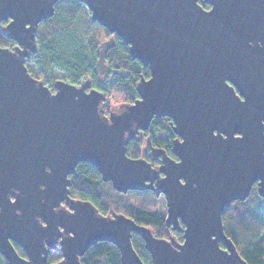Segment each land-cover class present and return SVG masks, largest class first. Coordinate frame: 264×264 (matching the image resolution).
I'll list each match as a JSON object with an SVG mask.
<instances>
[{
	"label": "water",
	"instance_id": "95a60500",
	"mask_svg": "<svg viewBox=\"0 0 264 264\" xmlns=\"http://www.w3.org/2000/svg\"><path fill=\"white\" fill-rule=\"evenodd\" d=\"M57 1L0 0V24L9 20L5 31L18 42L0 45V253L9 264H45L46 245L62 227L63 259L52 264H82L101 240L119 248L121 264H143L133 233L153 264H249L225 233L223 211L254 184L264 198V0H78L150 69L134 102L108 113L106 94L90 81L56 79L51 89L27 66L38 25ZM114 43L111 36L100 44L101 74ZM164 116L179 161L163 151L158 167L130 156L139 129ZM80 162L117 191L163 194L166 222L183 240L70 197Z\"/></svg>",
	"mask_w": 264,
	"mask_h": 264
},
{
	"label": "trees",
	"instance_id": "16d2710c",
	"mask_svg": "<svg viewBox=\"0 0 264 264\" xmlns=\"http://www.w3.org/2000/svg\"><path fill=\"white\" fill-rule=\"evenodd\" d=\"M89 13L81 1L58 0L54 14L39 23L37 50L27 61L40 68L41 76L38 77L43 80L50 77L53 70H58L71 83L90 81L106 94L104 109L108 113L121 104L134 102L138 97L137 82L141 77L148 78L150 69L131 56L129 45L122 38L93 21ZM111 36L115 37V43L106 54L108 70L101 74L98 66L100 44ZM10 42L11 39L0 31V45L10 46ZM111 74L114 78L108 84L100 82L102 77ZM171 125L169 117H154L149 127L142 130L145 134H139L130 141L128 154L143 156L150 161L144 151L162 143L169 145L167 152L170 153L171 138L175 133ZM70 180L72 198L90 201L104 215L122 213L137 224L150 227L158 237L168 236L170 228L166 216L155 211L159 196L152 190L117 191L110 181L102 179L97 167L88 162H80ZM223 223L225 233L242 257L249 264H264V198L259 195L256 184L245 200H235L224 209ZM132 243L143 264H153L142 236L133 233ZM59 254V257L55 255L53 258L62 257L61 252ZM0 264H9L1 253ZM82 264H121V253L114 243L101 240L86 250Z\"/></svg>",
	"mask_w": 264,
	"mask_h": 264
},
{
	"label": "flooded vegetation",
	"instance_id": "af4514ba",
	"mask_svg": "<svg viewBox=\"0 0 264 264\" xmlns=\"http://www.w3.org/2000/svg\"><path fill=\"white\" fill-rule=\"evenodd\" d=\"M206 5H208L206 8H210L209 4H206ZM8 21L9 20H4L0 24V31L4 32L7 36H8V33L5 31L4 27H5V25L7 24ZM10 39H11L12 42H10L11 44L8 47H10V48L16 47L18 45V42H16L12 38H10ZM28 59H30V58H28ZM49 83H50L51 89H54V84L52 83V81H50ZM139 134L144 135L145 132L142 131V129H139V131L137 132L136 136L139 135ZM176 137H177V135L175 133H173V137L171 138V143H170V148H169V152L170 153L167 152V149H168L169 145L168 144H163V143L158 145V146H152L149 149V151L148 150L144 151V153L148 156V158L150 159V162L152 163L153 166L158 167V166H160L162 164V155H163L162 151H163V153L165 152L170 158H172V159H174L176 161H179V157L172 151L173 140ZM132 140H134V139H132ZM69 178H70V176H69ZM69 194H70V192H69ZM161 195L164 198V195L163 194H161ZM70 197H71V195H70ZM11 198L15 199L14 196H12ZM75 199H77V198H75ZM165 203H166V200H165ZM60 207L63 208V209H66V210H71L70 209V205L68 204V202L66 200L61 201ZM180 224H181L182 227H184L183 223H180ZM168 227L170 228V232H169V234H168V236L166 238H170V237L184 238V235H183L184 233H183L182 229H175V228L172 227V225H168ZM63 235H65V232L63 231L62 227H59L56 230V233H55V235L53 237L54 239L51 240L53 245H50V244L47 243V245H46L47 246V262L45 264L56 263V262H59L60 260L63 259V255H62V251H61V244H60V241H61V238H62ZM179 240L182 241L183 239H179ZM13 243H14L16 249L18 250V252L20 253V255L27 258V254L24 251V249L22 248V246H20L16 242H13ZM59 252H61L62 257H60L59 259H54L53 257L55 255H56V258L59 257V255H60ZM49 258H51L52 260H49Z\"/></svg>",
	"mask_w": 264,
	"mask_h": 264
},
{
	"label": "rangeland",
	"instance_id": "374dc122",
	"mask_svg": "<svg viewBox=\"0 0 264 264\" xmlns=\"http://www.w3.org/2000/svg\"><path fill=\"white\" fill-rule=\"evenodd\" d=\"M85 8H86V10L88 12H90V10L87 8V6H85ZM89 14L91 16V12ZM27 65L30 66V69L34 73V75H37L39 77L41 76V74H39L40 68L34 62H30V61L28 62L27 61ZM63 77H64V73L63 72H60L58 70H53L51 72L50 77L48 76L47 78H45L44 81H46V83L50 86L49 82L52 79H53L52 83L54 84L56 79H64ZM113 78H114V75L111 74L108 77H102L100 79V82L103 83V84H108L111 80H113ZM91 87H94V86L90 83L89 88H91ZM117 108H119V106H117ZM156 204L157 205L155 207V211H157L159 213H162V215L166 216L167 215V206H166V203H165V199L162 196H159L158 199H157V203Z\"/></svg>",
	"mask_w": 264,
	"mask_h": 264
},
{
	"label": "snow or ice",
	"instance_id": "6c2138e0",
	"mask_svg": "<svg viewBox=\"0 0 264 264\" xmlns=\"http://www.w3.org/2000/svg\"><path fill=\"white\" fill-rule=\"evenodd\" d=\"M6 26V25H5Z\"/></svg>",
	"mask_w": 264,
	"mask_h": 264
}]
</instances>
